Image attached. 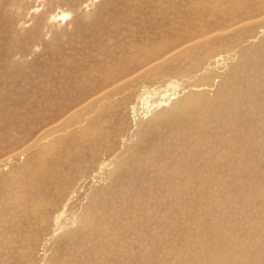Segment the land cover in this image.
<instances>
[{"label": "rangeland", "instance_id": "374dc122", "mask_svg": "<svg viewBox=\"0 0 264 264\" xmlns=\"http://www.w3.org/2000/svg\"><path fill=\"white\" fill-rule=\"evenodd\" d=\"M12 1L0 0V76L3 71L13 75L14 90L22 96L37 98V89L44 87L45 97L53 94L47 102L57 112L34 111L11 130L20 141L0 152V264H264V4L261 11L244 0L245 6L211 16V2H206L201 17L200 8L187 9L196 0ZM195 18L207 21L208 41L172 57L181 48L173 44L177 34L192 33L181 37V44L197 35ZM110 40L112 46L104 49ZM163 41L171 46L158 59L143 55L148 60L135 66L150 46ZM200 45L205 49H197ZM123 64L133 67L116 72ZM154 66L159 67L156 74L150 72ZM113 73L117 85L110 81ZM56 83L70 94L63 102ZM238 101L246 103L239 106ZM49 127L56 132L45 135Z\"/></svg>", "mask_w": 264, "mask_h": 264}, {"label": "bare ground", "instance_id": "6f19581e", "mask_svg": "<svg viewBox=\"0 0 264 264\" xmlns=\"http://www.w3.org/2000/svg\"><path fill=\"white\" fill-rule=\"evenodd\" d=\"M10 1H12V0H10ZM16 1H18V0H16ZM28 1V0H27ZM33 2L35 1V0H32ZM38 1V0H37ZM156 1V0H155ZM158 1V0H157ZM156 1V2H157ZM161 1V0H160ZM187 1V0H186ZM12 2H14V0L12 1ZM29 2H30V0H29ZM36 2V1H35ZM134 2V1H133ZM135 2H136V0H135ZM140 2V1H139ZM206 2H211V3H209L208 4V10L209 9H213V11H212V14H211V16L213 15V16H217V15H219L220 14V12L221 11H226L227 9H235V5H239V6H245L244 4L246 3L244 0L243 1H241V0H234L233 2H232V0H227V2H225V8L223 7V0H196V4L194 3V2H191V5L190 6H187V9L188 8H191V6H196V10H197V8H200V10H197L198 11V16L200 15L201 17H203L202 15H201V13H203L204 15L206 14V12L204 13V10H205V3ZM250 2H252L253 4H255L256 6H257V9H261V7L263 6V4H264V0H250ZM37 3V2H36ZM130 3H131V1H130ZM137 3V2H136ZM136 3L134 4V5H136ZM129 4V3H128ZM169 4V3H168ZM31 5V4H30ZM146 5V4H145ZM150 5V4H149ZM204 5V6H203ZM131 6V5H130ZM151 6V5H150ZM149 6V7H150ZM165 6V5H164ZM179 6V5H178ZM202 6H203V8H202ZM249 6V5H248ZM85 7V6H84ZM135 7V6H134ZM157 7H158V5H157ZM163 7V6H162ZM253 8H254V6H252ZM137 8V7H136ZM185 8H186V5H185ZM36 9V8H35ZM39 9V8H38ZM182 9V8H181ZM223 9V10H222ZM252 8H250V10H251ZM255 9H256V7H255ZM138 10L139 9H137V10H135L136 12H138ZM249 10V9H248ZM253 10V9H252ZM251 10V11H252ZM132 11V10H131ZM210 11V10H209ZM261 11H262V9H261ZM264 11V10H263ZM4 12V11H3ZM134 12V11H133ZM146 12V11H145ZM254 12V11H253ZM252 12V13H253ZM149 13V12H148ZM246 13V12H245ZM255 13V12H254ZM253 13V14H254ZM261 13H263V12H261ZM62 14V13H61ZM12 15V14H11ZM208 15V14H207ZM210 15V14H209ZM208 15V16H209ZM221 15V14H220ZM223 15V14H222ZM249 15V14H248ZM64 16V15H63ZM226 16V15H225ZM253 16V15H252ZM257 16V15H256ZM70 17V16H69ZM51 18V17H50ZM67 18V17H66ZM173 18H175V17H173ZM173 18L172 19H170V23L172 24V22H173ZM221 18V17H220ZM223 18V17H222ZM221 18V19H222ZM248 18V17H247ZM254 18V17H253ZM264 18V17H263ZM209 19V18H208ZM246 19V18H245ZM259 19H261V18H259ZM54 20V19H53ZM58 20V19H57ZM56 20V21H57ZM127 19H124V21H126ZM183 20H184V18H183ZM224 20V19H223ZM227 20V19H226ZM233 20H234V18H233ZM240 20H241V18H240ZM263 20V19H262ZM128 21H129V19H128ZM168 21V20H167ZM186 21V20H185ZM215 21V20H214ZM228 21V20H227ZM231 21V20H230ZM246 21V20H245ZM254 21V20H253ZM255 21H256V19H255ZM6 22H7V20H6ZM15 22V21H14ZM123 22V21H122ZM193 22L195 23V25H197V31H198V33H197V35L195 36V38H193V39H190V40H187V41H184V43H182L181 44V42H182V39H181V37L182 38H190L191 37V35H192V33L191 34H177L176 36H178V39L177 40H173V44L174 45H178V44H180V45H178V46H180L181 48H179L178 50H177V52H175L174 54L172 53L171 55H172V57H175L176 55L175 54H178V53H180L181 51H183L184 49H187V50H189L190 52H191V50L194 48V46L195 45H198V44H200L201 42H205V41H208L207 40V38H209V37H207L208 35V33H209V31H208V26H207V21L203 18V19H198V18H195L194 20H193ZM225 22V21H224ZM233 22V21H232ZM230 23V22H228V23H230L231 25L229 26L230 28L236 23L235 21H234V23ZM242 22V21H241ZM251 22V21H250ZM9 23H11V22H9ZM127 23V22H126ZM126 23H125V26H126ZM128 23H130V22H128ZM210 23V22H209ZM249 23V22H248ZM11 24H13V23H11ZM219 24V23H218ZM242 24V23H241ZM251 24V23H250ZM227 25V24H226ZM242 25H244L245 26V24H242ZM10 26V25H9ZM122 26V25H121ZM124 26V27H125ZM37 27V26H36ZM210 27V26H209ZM228 27V26H227ZM11 28H12V25H11ZM14 28V27H13ZM243 28V27H242ZM258 28V27H257ZM32 29V28H31ZM126 29V28H125ZM172 29H174L173 27H172ZM183 29V28H182ZM212 29V28H211ZM220 29V28H219ZM237 29H238V27H237ZM252 29V28H251ZM8 30V29H7ZM124 30V29H123ZM201 30H202V32H204L203 34H200V32H201ZM229 30V29H228ZM227 30V31H228ZM233 29H231V31H232ZM244 30V29H243ZM27 31V30H26ZM125 31V30H124ZM182 31V30H181ZM234 31V30H233ZM9 32H11V31H9ZM8 32V33H9ZM16 32V31H15ZM14 32V33H15ZM193 32H194V30H193ZM32 33V32H31ZM49 33V32H48ZM77 33V32H76ZM4 34H6L5 32H4ZM12 34V33H11ZM163 34V33H162ZM219 34V33H218ZM233 34V33H232ZM231 34V35H232ZM235 34V33H234ZM134 35V34H133ZM207 35V36H206ZM2 36V35H1ZM10 36V35H9ZM13 36V35H12ZM12 36H10L11 38H12ZM19 37V35H16V37ZM21 36H23V35H21ZM71 36V35H70ZM75 36V35H74ZM129 36V35H128ZM219 36V35H218ZM237 36V35H236ZM6 37V36H5ZM17 37V38H18ZM121 37H122V35H121ZM212 37H214V36H212ZM238 37V36H237ZM243 37H245V36H243ZM3 38V37H2ZM47 38V37H46ZM50 38V37H49ZM57 38V37H56ZM79 38V37H78ZM82 38V37H81ZM127 38H129V37H127ZM228 38V37H227ZM8 39V38H7ZM13 39V38H12ZM16 39V38H15ZM20 39V38H19ZM48 39V38H47ZM214 39V38H213ZM235 39V38H234ZM63 41H64V39H62ZM77 40V39H76ZM129 40V39H128ZM239 40V39H238ZM15 41V40H14ZM14 41H12V42H14ZM24 41V40H23ZM54 41V40H53ZM195 41V42H194ZM212 41H214V40H212ZM243 41V40H242ZM25 42V41H24ZM35 42V41H34ZM42 42H44V41H42ZM67 42V41H66ZM91 42H92V40H91ZM245 42V41H244ZM54 43H55V41H54ZM113 43V42H112ZM191 43H193L192 45H190ZM211 43V42H210ZM212 43H214V42H212ZM3 44H5V43H3ZM18 44V43H17ZM77 44V43H76ZM83 44V43H82ZM206 44V43H205ZM19 45V44H18ZM23 45V44H22ZM25 45V44H24ZM23 45V46H24ZM30 45V44H29ZM50 45V44H49ZM67 45H68V43H67ZM86 45V44H85ZM92 45V44H91ZM90 45V46H91ZM93 45H95V44H93ZM96 45H98V44H96ZM111 45V40L110 41H108V42H106V44H105V46H104V49H107V47L108 48H110L109 46ZM136 45V44H135ZM141 45V44H140ZM154 45V44H153ZM150 46V49L148 50V51H146V53L145 54H142V55H140V57H139V59H138V62H136L135 63V66H136V64L138 65H140V64H142V62H144V61H146V57H144V56H147L148 55V57H153V56H155V59H158L159 57H158V55L160 54V53H163V51L164 50H166V49H168V47H170L171 45L169 44V41L168 42H166V41H163L162 43H159L158 42V46ZM189 45H190V47H189ZM214 45V47H216L217 45L216 44H213ZM216 45V46H215ZM17 46V45H16ZM82 46V45H81ZM112 46V45H111ZM124 46V45H123ZM122 46V47H123ZM203 46H205V45H200V47H198L197 49H205V47H203ZM19 47V46H18ZM79 47V46H78ZM89 47V46H88ZM134 47V46H133ZM209 47H212V46H210L209 45ZM213 47V48H214ZM2 48V47H1ZM30 48V47H29ZM36 48V47H35ZM60 48V47H59ZM63 48H65V47H63ZM72 48V47H71ZM120 48V47H119ZM135 48V47H134ZM133 48V49H134ZM226 48V47H225ZM237 48V47H236ZM7 49H9V48H7ZM15 49V48H14ZM13 49V50H14ZM16 49H17V47H16ZM15 49V50H16ZM21 49V48H20ZM23 49V48H22ZM37 49H38V47H37ZM65 49H67V48H65ZM68 49H69V46H68ZM67 49V50H68ZM75 49V48H74ZM82 49V48H81ZM92 49H94V48H92ZM122 49V48H121ZM131 49H132V47H131ZM132 49V50H133ZM5 50H6V48L4 49V52H5ZM32 50H33V48H32ZM61 50V49H60ZM67 50H65V51H67ZM86 50V49H85ZM84 50V51H85ZM108 50V49H107ZM114 50V49H113ZM122 50H125L126 51V48L124 49H122ZM187 50H185L183 53H180L179 55H182V56H185V54H187L188 52H187ZM207 50V49H206ZM210 50V49H209ZM232 50V49H231ZM3 51V50H2ZM18 51H19V48H18ZM21 51V50H20ZM35 51V50H34ZM38 51V50H37ZM49 51V50H48ZM62 51V50H61ZM71 51V50H70ZM75 51V50H74ZM78 51V50H77ZM170 51V50H169ZM211 51V50H210ZM209 51V52H210ZM217 51V50H216ZM3 52V53H4ZM30 52V51H29ZM41 52V51H40ZM39 52V53H40ZM63 52V51H62ZM72 52H73V50H72ZM81 52V51H80ZM208 52V51H207ZM226 52V51H225ZM7 53V52H6ZM9 53V52H8ZM33 53V52H32ZM35 53H36V51H35ZM67 53V52H66ZM74 53V52H73ZM76 53V52H75ZM86 53V52H85ZM110 53H111V51H110ZM109 53V54H110ZM114 54H115V52H113ZM167 53H169V52H167ZM205 53V52H204ZM211 53V52H210ZM24 54V53H23ZM77 54V53H76ZM83 54V53H82ZM82 54H80V55H82ZM100 54V53H99ZM105 54H106V52H105ZM194 54V53H193ZM209 54V53H208ZM207 54V55H208ZM5 55V54H4ZM18 55V54H17ZM66 55V54H65ZM68 55V54H67ZM66 55V56H67ZM71 55V54H70ZM79 55V54H78ZM87 55V54H86ZM91 55H92V53H91ZM120 55V54H119ZM144 55V56H143ZM203 55V54H202ZM201 55V56H202ZM218 55V54H217ZM3 56V55H2ZM2 56H0V57H2ZM48 56V55H47ZM51 56V55H50ZM69 56V55H68ZM83 56H85L84 54H83ZM103 56V55H102ZM107 56V55H106ZM114 56H116V54L114 55ZM169 56H170V54H169ZM200 56V57H201ZM204 56H206L205 54H204ZM210 55H208V57H209ZM216 56V55H215ZM246 56V55H245ZM6 59H8L7 58V56H4ZM14 57V56H13ZM49 57V56H48ZM53 57V56H52ZM59 57V56H58ZM80 57V56H79ZM78 57V58H79ZM88 57V56H87ZM93 57V56H92ZM104 57V56H103ZM110 57V56H109ZM117 57V56H116ZM120 57V56H119ZM127 57V56H126ZM199 57V58H200ZM264 57V56H263ZM262 57V58H263ZM18 58V57H17ZM16 58V59H17ZM23 58V57H22ZM21 58V59H22ZM43 58V57H42ZM54 59H56L55 57H53ZM69 58V57H68ZM76 58H77V56H76ZM99 58V57H98ZM164 58H166V57H164ZM163 58V59H164ZM198 58V57H197ZM256 58V57H255ZM16 59H14V60H16ZM19 59V58H18ZM24 59V58H23ZM40 59V58H39ZM53 59V60H54ZM64 59V58H63ZM70 59H71V57H70ZM69 59V60H70ZM80 59V58H79ZM92 59V58H91ZM94 59V58H93ZM100 59V58H99ZM116 59H118V58H116ZM116 59H114V60H116ZM130 59H131V56H130ZM206 59V58H205ZM216 59V58H215ZM260 59V58H259ZM9 60V59H8ZM8 60H5V65H7V66H5V67H7L8 68V65H9V61ZM13 60V61H14ZM48 60V59H47ZM78 60V59H77ZM77 60H76V63H77ZM112 60V59H111ZM118 60H120V59H118ZM124 60V59H123ZM132 60V59H131ZM134 60V59H133ZM148 60V59H147ZM199 60H201V58L199 59ZM210 60V59H209ZM12 61V63H17V62H13ZM17 61V60H16ZM18 61H20V60H18ZM56 61V60H55ZM62 61V60H61ZM83 61V60H82ZM99 61V60H98ZM108 61H110V60H108ZM113 61V60H112ZM120 61H122V60H120ZM126 61V60H125ZM190 61H191V59H190ZM202 61V60H201ZM1 64H3V61L1 60ZM21 62V61H20ZM30 62V61H29ZM57 62H58V60H57ZM94 62V61H93ZM111 62V61H110ZM109 62V63H110ZM130 62V61H129ZM156 62H158V60L156 61ZM164 62V61H163ZM192 62V61H191ZM23 63H24V60H23ZM28 63V62H27ZM61 63V62H60ZM66 63V62H65ZM68 65H70L71 63L68 61ZM100 63H101V61H100ZM146 63V62H145ZM144 63V64H145ZM161 63V62H160ZM209 63V62H208ZM1 64H0V66H1ZM11 64V63H10ZM18 64V63H17ZM20 64L21 63H19V66H20ZM26 64V63H25ZM25 64H21L22 66H25ZM29 64V63H28ZM63 64V63H62ZM67 64V63H66ZM65 64V65H66ZM78 64V63H77ZM77 64L75 65V66H77ZM86 64V63H85ZM84 64V65H85ZM94 64V63H93ZM96 64V63H95ZM116 64V63H115ZM127 64V63H126ZM130 64V63H129ZM128 64V65H129ZM133 64V63H132ZM131 64V65H132ZM143 64V65H144ZM193 64H194V62H193ZM197 64H200V63H197ZM216 64V63H215ZM259 64V63H258ZM4 65V64H3ZM3 65H2V68L1 69H3ZM49 65V64H48ZM52 65H54L55 66V64H52ZM67 65V66H68ZM83 65V66H84ZM102 65V70L101 71H104L105 70V68L103 67L104 65L103 64H101ZM100 65V66H101ZM128 65H124L123 64V66H121V68L118 70V71H116V72H118V73H120L121 71H123L124 69H127V67H128ZM131 65H129V67H131ZM146 65V64H145ZM144 65V66H145ZM151 65V64H150ZM154 65H158V64H156V63H154ZM160 65V64H159ZM203 65H205V64H203ZM246 65V64H245ZM12 66V65H11ZM10 66V67H11ZM15 66H17V65H15ZM21 66V67H22ZM57 66V65H56ZM74 66V67H75ZM78 66H80V64L78 65ZM83 66H82V68H83ZM87 66H88V64H87ZM91 66V65H90ZM107 66V65H106ZM111 66V65H110ZM190 66H192V65H190ZM202 66V65H201ZM217 66V65H216ZM264 66V65H263ZM52 67V66H51ZM89 67V66H88ZM96 67V66H95ZM132 67H133V65H132ZM141 67H142V65H141ZM177 67V66H176ZM203 67V66H202ZM242 67V66H241ZM20 68V67H19ZM81 68V67H80ZM112 68V67H111ZM159 67H157V66H154L153 67V69L150 71L149 69V71L150 72H153V71H155V72H153V74H156V72L158 73V69ZM175 68V67H174ZM213 68V67H212ZM18 69V68H17ZM51 70H52V68H50ZM76 69H77V67H76ZM91 69V68H90ZM100 69V68H99ZM142 69V68H141ZM158 69V70H157ZM175 69H177V68H175ZM204 70H205V68H203ZM256 69V68H255ZM260 69V71H261V67L259 68ZM10 70V69H9ZM48 70V69H47ZM54 70V69H53ZM67 70V69H66ZM86 70V69H85ZM112 70V69H111ZM146 70H147V68H146ZM162 70H164V67L162 68ZM247 70V69H246ZM0 71H2V70H0ZM45 71H46V69H45ZM60 71H62L63 72V70L61 69V70H59V73H60ZM80 71V70H79ZM87 71V70H86ZM89 71V70H88ZM93 71H95V70H93ZM113 71V70H112ZM141 71V70H140ZM143 71H144V69H143ZM167 71V70H166ZM259 71V70H258ZM3 72H4V74H3ZM2 73H1V76H0V82L2 81V79H3V85L5 84V86H4V88H2L3 87V85H1L2 87V91L0 90V120H1V122H3V123H0V152L1 151H3L4 149H8V148H12V146H14L15 144H17L19 141H20V139H19V137L18 136H14L13 134L11 135V130H13L14 128H15V126H16V124H21V123H26V121H27V118H29L30 116H32L33 114V112L34 111H36L37 112V110H45L46 112H48V113H56L57 112V110L55 109V110H53V105H51L50 103H48L47 101L49 100L50 101V97H52L53 96V94H52V96H44L43 95V91H44V87H42L41 89H37V91L39 92V93H37V95H38V97L37 98H33L32 97V95H31V97H27V96H22V95H19V94H17V89L16 90H14V83L13 82H11L12 81V79H13V75H9L8 73L9 72H5V71H3ZM11 72V71H10ZM17 72V71H16ZM20 72V71H19ZM35 72V71H34ZM78 72V71H77ZM81 72V71H80ZM83 72V71H82ZM81 72V73H82ZM96 72H98L97 70L95 71V73ZM100 72V71H99ZM125 72V71H124ZM147 72V71H146ZM162 72V71H161ZM242 72V71H241ZM251 72H253V71H251ZM28 73V72H27ZM42 73H44V71H42ZM73 73H75V72H73ZM79 73V72H78ZM93 73V72H92ZM102 73V72H101ZM104 73V72H103ZM111 73V72H110ZM117 73V74H118ZM126 73H127V71H126ZM125 73V74H126ZM136 73V72H135ZM134 73V74H135ZM138 73V72H137ZM136 73V74H137ZM7 74L10 76V77H8L7 76ZM53 74H55V73H53ZM76 74V73H75ZM83 74V73H82ZM97 74V73H96ZM99 74V73H98ZM114 74V73H113ZM112 74V75H113ZM141 73L139 72L138 73V75H140ZM148 74V73H147ZM251 74H253V73H251ZM22 75V74H21ZM84 75V74H83ZM100 75V74H99ZM115 75V74H114ZM127 75H128V73H127ZM159 75H161V73L159 74ZM159 75H157V76H159ZM165 75V74H164ZM255 74H253V76H254ZM263 75H264V73H263ZM30 76V75H29ZM45 76V75H44ZM48 76V75H47ZM75 76V75H74ZM82 76V75H81ZM119 76V75H118ZM235 76V75H234ZM256 76V75H255ZM41 77V76H40ZM49 77V76H48ZM63 77V76H62ZM61 77V78H62ZM111 77V76H110ZM115 77H116V75L114 76V77H111L110 78V81L112 80L113 81V83H116V81L114 82V79H115ZM133 78H134V76H132ZM136 77H137V75H136ZM152 77V76H151ZM162 77H163V75H162ZM169 77V76H168ZM196 77V76H195ZM250 77V76H249ZM38 78V77H37ZM46 78V77H45ZM44 78V79H45ZM87 78H88V76H87ZM96 78V77H95ZM94 78V79H95ZM98 78H99V76H98ZM109 78V77H108ZM116 78H118V77H116ZM142 78V77H141ZM152 78H154V77H152ZM160 77H158V79H159ZM260 78V77H259ZM263 78V77H262ZM42 79H43V75H42ZM50 79H51V77H50ZM69 79V78H68ZM122 79H123V77H122ZM130 79H132L131 77H130ZM139 79H140V77H139ZM145 79V78H144ZM155 79V78H154ZM244 79H246V78H244ZM55 79H53V81H54ZM76 80V79H75ZM74 80V81H75ZM80 80V79H79ZM82 80V79H81ZM86 80H89V79H86ZM85 80V81H86ZM96 80V79H95ZM95 80H94V82H95ZM99 80V79H98ZM97 80V81H98ZM126 81H127V79H125ZM135 80H136V78H135ZM138 80V79H137ZM136 80V81H137ZM250 80V79H249ZM257 80H259V81H262V80H260V79H257ZM44 81V80H43ZM56 81V80H55ZM54 81V82H55ZM59 81V80H58ZM58 81H56V82H58ZM64 81V80H63ZM91 81H93V80H91ZM90 81V82H91ZM96 81V82H97ZM121 81V80H120ZM125 81V82H126ZM135 81V82H136ZM147 81V80H146ZM202 81V80H201ZM245 81V80H244ZM1 82V83H2ZM65 82V81H64ZM83 82V81H82ZM122 82V81H121ZM120 82V83H121ZM124 82V83H125ZM129 82V81H128ZM130 82H131V80H130ZM143 82V81H142ZM150 82V81H149ZM148 82V83H149ZM246 82V81H245ZM18 83V82H17ZM60 83V82H59ZM79 83V82H78ZM91 83H93V82H91ZM90 83V84H91ZM101 83V82H100ZM113 83H110V84H113ZM119 83V82H118ZM124 83H122V84H124ZM141 83V82H140ZM230 83V82H229ZM243 83V82H242ZM57 84V83H56ZM73 84V83H72ZM75 84V83H74ZM80 84V83H79ZM84 84V83H83ZM110 84H106V85H110ZM138 84V83H137ZM250 84V83H249ZM254 84V83H253ZM264 84V83H263ZM47 85H49L48 83H47ZM46 85V86H47ZM57 85H59V84H57ZM63 85V84H62ZM69 85V84H68ZM94 85V84H93ZM98 86H99V84H97ZM113 85H117V83L116 84H113ZM128 85V84H127ZM197 85V84H196ZM230 85H231V83H230ZM16 86V85H15ZM60 86V85H59ZM75 86V85H74ZM78 86H80V85H78ZM77 86V87H78ZM90 86V85H89ZM118 86H119V84H118ZM147 86V85H146ZM145 86V87H146ZM254 86H256L255 84H254ZM264 86V85H263ZM49 87V86H48ZM64 87V86H63ZM62 86H60V94H61V97H62V101L61 102H63V99H66L65 98V96H67V95H70L68 92H65V88H63ZM68 87V86H67ZM72 87V86H71ZM85 87V86H84ZM91 87V86H90ZM177 87V86H176ZM242 87H244L243 85H242ZM253 87V86H252ZM36 88V87H35ZM55 88V87H54ZM57 88H58V86H57ZM81 88H82V85H81ZM86 88V87H85ZM97 88V87H96ZM95 88V89H96ZM123 88H124V86H123ZM131 88H133V87H131ZM141 88H142V86H141ZM140 88V89H141ZM147 88V87H146ZM239 88V87H238ZM69 89H71L72 90V88H70V87H68V90ZM75 89V88H74ZM84 89V88H83ZM83 89H81V90H83ZM98 89V88H97ZM110 89V88H109ZM130 89V88H129ZM135 89V88H134ZM138 89V88H137ZM155 89V88H154ZM219 89V88H218ZM256 89H259V88H256ZM76 90V89H75ZM86 90V89H85ZM94 90V89H93ZM103 90V89H102ZM108 90V89H107ZM111 90H112V88H111ZM110 90V91H111ZM114 90V89H113ZM235 90V89H234ZM247 90V89H246ZM250 90V89H249ZM36 91V90H35ZM35 91H34V93H35ZM47 91V90H46ZM45 91V92H46ZM73 91V90H72ZM90 91V90H89ZM101 91V90H100ZM104 92H105V90H103ZM109 91V90H108ZM108 91H106V92H108ZM119 91V90H118ZM118 91H116V92H118ZM137 91V90H136ZM141 91H142V89H141ZM251 91V90H250ZM254 91H255V89H254ZM257 91V90H256ZM70 92V91H69ZM87 92V91H86ZM92 92V91H91ZM93 92H95V91H93ZM115 92V91H114ZM143 92V91H142ZM47 93V92H46ZM75 93V92H74ZM112 93V92H111ZM122 93H124V92H122ZM130 93V92H129ZM134 93V92H133ZM222 93H223V91H222ZM228 93H230V92H228ZM84 94H86V93H84ZM93 94V93H92ZM96 94H97V91H96ZM106 94V93H105ZM112 94H116V93H112ZM118 94H121V92L120 93H118ZM118 94H117V96H118ZM139 94H140V92H139ZM172 93H170V95H171ZM220 94H221V91H220ZM34 95V94H33ZM87 95V94H86ZM98 95V94H97ZM101 95V94H100ZM122 95V94H121ZM120 95V96H121ZM124 95V94H123ZM173 95V94H172ZM236 95V94H235ZM245 95H246V93H245ZM248 95H249V93H248ZM250 95H252V94H250ZM36 96V95H35ZM77 96V95H76ZM76 96H74V98H77ZM103 96V95H102ZM101 96V97H102ZM110 96L111 95H109L108 97H109V99L111 100V98H110ZM113 96V95H112ZM116 96V97H117ZM131 96V95H130ZM138 96V95H137ZM143 96V95H142ZM141 96V97H142ZM232 96V95H231ZM237 96V95H236ZM60 97V98H61ZM69 97V96H68ZM89 97V96H88ZM94 97V96H93ZM105 97V99H106V95L104 96ZM107 97V98H108ZM115 97V98H116ZM124 97V96H123ZM126 97V96H125ZM129 97V96H128ZM139 97V96H138ZM145 97V96H144ZM144 97H142V99L144 98ZM147 97V96H146ZM173 97V96H172ZM247 97V96H246ZM1 98H2V100H1ZM33 98V99H36V100H31V99ZM59 98V99H60ZM203 98H205V97H203ZM232 98V97H231ZM239 98V97H238ZM256 98V97H255ZM52 99V98H51ZM54 99V98H53ZM52 99V100H53ZM58 99V98H57ZM56 99V100H57ZM58 99V100H59ZM71 99V98H70ZM83 99V98H82ZM104 98H102V100H105ZM117 99V98H116ZM116 99H114V101H116ZM137 99V98H136ZM146 99L147 98H145V101H146ZM205 99H207V98H205ZM216 99V98H215ZM28 100L30 101L29 103H30V107H28L27 108V105H28ZM77 100V99H76ZM80 100V99H79ZM95 100H96V98H95ZM98 100V99H97ZM99 100H101V98L99 99ZM98 100V101H99ZM101 100V101H102ZM124 100V99H123ZM123 100H121V101H123ZM126 100V99H125ZM128 100V99H127ZM163 100V99H162ZM223 100V99H222ZM233 100V99H232ZM60 101V100H59ZM84 101V100H83ZM105 101H107V100H105ZM120 101V102H121ZM168 101V100H167ZM170 101H172V100H170ZM58 102V101H57ZM72 102V101H71ZM93 102V101H92ZM95 102V101H94ZM125 102V101H124ZM148 102H150L149 101V99H148V101L147 102H145L146 104H149ZM158 102H160V100L158 101ZM164 102V101H163ZM223 102H224V100H223ZM239 102V101H238ZM248 102V101H247ZM65 103V102H64ZM90 103V102H89ZM104 103V102H103ZM102 103V104H103ZM144 103V104H145ZM167 103V102H166ZM246 103V102H245ZM245 103H242V104H240V102L239 103H237L236 102V104H239V106H242L243 104H245ZM52 104H54V103H52ZM60 104V103H59ZM58 104V105H59ZM72 104V103H71ZM77 104V103H76ZM75 104V105H76ZM88 104V103H87ZM98 104V103H97ZM128 104V103H127ZM146 104H145V106H146ZM157 104V103H156ZM173 104V103H172ZM177 104V103H176ZM233 104V103H232ZM235 104V106H237ZM247 104H249V102L247 103ZM263 104V103H262ZM67 106H68V104H66ZM91 105V104H90ZM105 105V104H104ZM152 105V104H151ZM158 105V104H157ZM157 105H155L156 107H157ZM160 105V104H159ZM250 105V104H249ZM248 105V106H249ZM65 106V105H64ZM67 106H65V108H67ZM99 106V105H98ZM101 106V105H100ZM99 106V107H100ZM107 106H109V105H107ZM112 106V105H111ZM118 106V105H117ZM121 106V105H120ZM161 106V105H160ZM163 106V105H162ZM219 106V105H218ZM251 107H252V105H250ZM258 106V105H257ZM43 107V109H41ZM56 107V106H55ZM85 107L86 106H84V110H85ZM95 107V106H94ZM94 107H92V108H94ZM244 107V106H243ZM250 107V108H251ZM56 108H58V106L56 107ZM74 108V107H73ZM89 108V107H88ZM91 108V109H92ZM101 108V107H100ZM99 108V109H100ZM123 108V107H122ZM148 107H146L145 109H147ZM155 108V107H154ZM201 108V107H200ZM237 108V107H236ZM246 108V111H247V107H244V109ZM258 108V107H257ZM19 109H21V110H23V112L22 113H20L21 112V110H19ZM59 109V108H58ZM63 109V108H62ZM68 109H69V107H68ZM70 109H72V108H70ZM81 109V108H80ZM87 109V108H86ZM99 109H97V110H99ZM101 109H103V108H101ZM156 109V108H155ZM232 109V108H231ZM238 109V108H237ZM252 109H254V108H252ZM256 109V108H255ZM254 109V110H255ZM89 110V109H88ZM94 111H95V109H93ZM196 110V109H195ZM81 111V110H80ZM83 111V110H82ZM81 111V112H82ZM90 111V110H89ZM102 111V110H101ZM100 111V112H101ZM151 110H148L147 112L149 113ZM59 112V111H58ZM61 112V111H60ZM67 112V111H66ZM88 112V111H87ZM86 112V113H87ZM96 112V111H95ZM103 112V111H102ZM248 112H250V109H249V111ZM254 112V111H253ZM255 112H258V113H260L259 112V110L257 111V110H255ZM254 112V113H255ZM264 112V111H263ZM42 112H40V114H41ZM48 113H45L44 112V114H48ZM71 113V112H70ZM77 114H79L78 112H76ZM90 113H92L93 114V111H91ZM163 113V112H162ZM232 113V112H231ZM234 113V112H233ZM262 113V112H261ZM260 113V115H262ZM32 114V115H31ZM35 114H38V113H35ZM61 114H63V113H61ZM72 114H75L74 112L72 113ZM96 114H97V112H96ZM95 114V115H96ZM241 114V113H240ZM256 114V113H255ZM264 114V113H263ZM55 115V114H54ZM53 115V116H54ZM64 115V114H63ZM85 115V114H84ZM83 115V116H84ZM225 115V114H224ZM227 115V114H226ZM258 115V114H257ZM256 115V116H257ZM79 116H80V114H79ZM86 116V115H85ZM93 116V115H92ZM240 116V115H239ZM264 116V115H263ZM37 117V116H36ZM45 116H43L42 118H44ZM54 117H56V116H54ZM58 117V116H57ZM56 117V118H57ZM65 117V116H64ZM82 117V116H81ZM87 117V119H88V116H86ZM91 117V116H90ZM234 117V116H233ZM252 117H254V116H252ZM262 116H258V118H259V120H260V118H261ZM229 118V117H228ZM241 118V117H240ZM35 119V118H34ZM50 119V118H49ZM48 119V120H49ZM52 119V118H51ZM58 119V118H57ZM62 119V118H61ZM87 119H85V120H87ZM230 119V118H229ZM250 119V118H249ZM262 119V118H261ZM37 120V119H36ZM47 120V121H48ZM66 120V119H65ZM68 120H69V118H68ZM71 121H72V118L70 119ZM204 120V119H203ZM222 120V119H221ZM256 120V119H255ZM258 120V119H257ZM80 121V120H79ZM88 121V120H87ZM93 121H95V120H93ZM97 121V120H96ZM199 121V120H198ZM209 121V120H208ZM225 121V120H224ZM231 121V120H230ZM44 122V121H43ZM43 122H40V123H43ZM53 122V121H52ZM63 122V121H62ZM101 122V121H100ZM220 122V121H219ZM261 122V121H260ZM259 122V123H260ZM73 122H71V124H72ZM82 123H84V122H82ZM85 123H87V122H85ZM125 123V122H124ZM207 123H209V122H207ZM206 123V124H207ZM224 123V122H223ZM29 125H30V123H28ZM88 124V123H87ZM225 124V123H224ZM256 124V123H255ZM255 124H253L254 125V127H255ZM262 124H263V121H262ZM29 125H25V126H29ZM66 125H67V122H66ZM85 125V124H84ZM260 125H261V123H260ZM24 126V127H25ZM69 126L70 125H68V128H69ZM74 126V125H73ZM261 126H263V125H261ZM17 127V126H16ZM85 127V126H84ZM196 127V126H195ZM50 128V127H49ZM67 128V129H68ZM80 128V127H79ZM78 128V129H79ZM82 128V127H81ZM88 128V127H87ZM92 128V127H91ZM204 128V127H203ZM18 129V128H17ZM46 129V128H45ZM51 129V128H50ZM86 129V128H85ZM95 129V128H94ZM201 129V128H200ZM233 129V128H232ZM22 130V129H21ZM28 130V129H27ZM26 130V131H27ZM62 130V129H61ZM90 130V128L87 130V131H89ZM123 130V129H122ZM262 130V129H261ZM26 131H24V132H26ZM42 131V130H41ZM67 131V130H66ZM81 133H82V131L81 130H79ZM78 131V132H79ZM86 131V132H87ZM96 131V130H95ZM189 131V130H188ZM211 131V130H210ZM251 131V130H250ZM263 131V130H262ZM23 132V131H22ZM28 132V131H27ZM54 132H56L55 130H48L47 131V133L45 134V135H48V134H50V133H54ZM18 133H19V131H18ZM98 133V132H97ZM197 133V132H196ZM20 134V133H19ZM28 134V133H27ZM80 134V133H79ZM89 134V133H88ZM215 134V133H214ZM81 135V134H80ZM84 135H86V134H84ZM89 135H91V134H89ZM89 135H87V136H89ZM92 135H94V134H92ZM96 135V134H95ZM58 136V135H57ZM252 136V135H251ZM258 136V135H257ZM53 137V136H52ZM52 139V138H51ZM259 139V138H258ZM49 140V139H48ZM242 140V139H241ZM42 141H44V140H42ZM41 141V142H42ZM54 142H56V141H54ZM40 144V143H39ZM55 144H57V143H55ZM82 144V143H81ZM79 145V144H78ZM203 145V144H202ZM100 146V145H99ZM102 146V145H101ZM204 146V145H203ZM230 146H232V145H230ZM36 147H37V145H36ZM55 147V146H54ZM83 147V146H82ZM52 148H53V146H52ZM205 149V148H204ZM221 149V148H220ZM27 150V149H26ZM65 150V149H64ZM97 150V149H96ZM66 151H67V149H66ZM75 151H77V150H75ZM236 151V150H235ZM78 152V151H77ZM97 152V151H96ZM224 152V151H223ZM21 153V152H20ZM198 153V152H197ZM203 153V152H202ZM10 155H11V153H9ZM64 154V153H63ZM80 154V153H79ZM199 154V153H198ZM204 154V153H203ZM212 154V153H211ZM51 155V154H50ZM218 155V154H217ZM145 159H146V157H145ZM144 160V159H143ZM131 161H133V159L131 160ZM139 161V160H138ZM145 161V160H144ZM150 162V161H149ZM140 163V162H139ZM149 164V163H148ZM50 165V164H49ZM48 165V166H49ZM150 165V164H149ZM148 165V166H149ZM152 165V164H151ZM56 166H58V165H56ZM151 167V166H150ZM152 167H153V165H152ZM212 167V166H211ZM154 168V167H153ZM103 169V168H102ZM149 169V168H148ZM50 170V169H49ZM106 170V169H105ZM235 171V170H234ZM168 172V171H167ZM202 173H203V171H201ZM53 173H54V170H53ZM137 173V172H136ZM147 173V172H146ZM159 173H160V171H159ZM161 174V173H160ZM144 175H145V173H144ZM166 175V174H165ZM174 175V174H173ZM148 176V175H147ZM152 176V175H151ZM156 176H157V174H156ZM163 176V175H162ZM168 176V175H167ZM201 176V175H200ZM149 177V176H148ZM176 177V176H175ZM181 177V176H180ZM145 178H147L146 176L144 177V179ZM151 178V177H150ZM205 178V177H204ZM143 179V178H142ZM182 179V178H181ZM180 179V180H181ZM203 179V178H202ZM165 180V179H164ZM179 180V179H178ZM205 180V179H204ZM207 180V179H206ZM149 181H151V179L149 180ZM165 181H167V180H165ZM168 181H169V179H168ZM182 181V180H181ZM154 182V181H153ZM178 182H180V181H178ZM166 183V182H165ZM176 183V182H175ZM174 183V184H175ZM188 182H186L185 184H187ZM134 184H136V182L134 183ZM141 184H142V182H141ZM163 184V183H162ZM179 184V183H178ZM185 184H183V186L185 185ZM132 185V184H131ZM164 185V184H163ZM167 185V184H166ZM165 185V186H166ZM152 186V185H151ZM132 187V186H131ZM117 188V187H116ZM122 188H124V187H122ZM118 189V188H117ZM147 189V188H146ZM149 189V188H148ZM158 189V188H157ZM160 189V188H159ZM182 189V188H181ZM181 189H179L178 190V192H176V194L177 193H179L180 191H181ZM142 190H145V189H142ZM172 189L170 188V192H172L171 191ZM118 191V190H117ZM125 191V190H124ZM148 192V191H147ZM169 192V193H170ZM144 193V192H143ZM149 193V192H148ZM147 193V194H148ZM182 193H184V190L182 191ZM181 193V194H182ZM118 194H120V192L118 191ZM139 194V193H138ZM150 194V193H149ZM173 194V193H172ZM180 194V195H181ZM143 195V194H142ZM116 196H118V195H116ZM120 196V195H119ZM128 196V195H127ZM129 196H131V195H129ZM144 196H145V193H144ZM183 196V195H182ZM136 197V196H135ZM141 197V196H140ZM116 198V197H115ZM126 198V197H125ZM137 198V197H136ZM117 199V198H116ZM142 199H143V201H144V198L142 197ZM125 200V199H124ZM115 201V200H114ZM139 201V200H138ZM140 202V201H139ZM118 206V205H117ZM136 207V206H135ZM169 207H171V206H169ZM134 208V207H133ZM156 208V207H155ZM139 209V208H138ZM149 209V208H148ZM160 209V208H159ZM147 210V209H146ZM138 211V210H137ZM151 212H153L152 210H151ZM159 212H160V210H159ZM171 212V211H170ZM172 213V212H171ZM123 214V213H122ZM150 214V213H149ZM148 214V215H149ZM155 214V213H154ZM160 214V213H159ZM137 215V214H136ZM143 215H145V212H144V214ZM153 215V214H152ZM120 216V215H119ZM117 217V216H116ZM141 217V216H140ZM143 217H145V216H143ZM150 217V216H149ZM148 217V218H149ZM181 217V216H180ZM118 218V217H117ZM120 218V217H119ZM127 218V217H126ZM142 219V218H141ZM152 219V218H151ZM147 220V219H146ZM146 220H144V221H146ZM127 221V220H126ZM140 221V220H139ZM143 221V220H142ZM176 221V220H175ZM70 222V221H69ZM128 222H129V220H128ZM71 223V222H70ZM125 223V222H124ZM130 223H133V222H131L130 221ZM146 223V222H145ZM184 223V222H183ZM126 224V223H125ZM174 224V223H173ZM180 224V223H179ZM112 225V224H111ZM152 226V225H151ZM162 226V225H161ZM63 227V226H62ZM112 227V226H111ZM110 227V228H111ZM114 227H116V226H114ZM184 227V226H183ZM217 227V226H216ZM59 228V227H58ZM126 228H128V226L126 227ZM140 228H142V227H140ZM146 228V227H145ZM60 229H61V227H60ZM136 229H138V228H136ZM165 229V228H164ZM221 229V228H220ZM133 230V229H132ZM143 230V229H142ZM147 230V229H146ZM152 230V229H151ZM150 230V231H151ZM166 230V229H165ZM171 230V229H170ZM183 230V229H182ZM115 231V230H114ZM128 231V230H127ZM134 231V230H133ZM137 231H139V230H137ZM201 231V230H200ZM57 232V231H56ZM142 232V231H141ZM156 232V231H155ZM115 233V232H114ZM126 233V232H125ZM140 233V232H139ZM165 233V232H164ZM168 233V232H167ZM138 234V233H137ZM141 234V233H140ZM216 234V233H215ZM168 235V234H167ZM204 235V234H203ZM251 235V234H250ZM142 236V235H141ZM263 236V235H262ZM165 237V236H164ZM209 236H207V238H208ZM223 237V236H222ZM258 237V236H257ZM122 238L124 239V241L126 240L125 239V237L124 236H122ZM226 238V237H225ZM256 238V237H255ZM170 239H172V237L170 236ZM260 239L261 240H263L262 239V237H260ZM128 240V239H127ZM137 240V239H136ZM166 240V239H165ZM226 240V239H225ZM258 240V239H257ZM133 241H134V239H133ZM158 241V240H157ZM198 241V240H197ZM219 241V240H218ZM88 242V241H87ZM101 242V241H100ZM128 242V241H127ZM126 242V243H127ZM130 242V241H129ZM144 242H145V240H144ZM165 242V241H164ZM201 242V241H200ZM256 242H260V241H256ZM263 242V241H262ZM83 243V242H82ZM109 243V242H108ZM131 243V242H130ZM135 243V242H134ZM146 243V242H145ZM261 243V242H260ZM84 244H85V241H84ZM106 244V243H105ZM147 244V243H146ZM145 244V245H146ZM154 244H156V243H154ZM247 244H249V242L247 243ZM173 245V244H172ZM218 245V244H217ZM223 245V244H222ZM107 246V245H106ZM258 246V245H257ZM108 247V246H107ZM130 247V246H129ZM141 247H142V245H141ZM146 247V246H145ZM152 247V246H151ZM218 247V246H217ZM220 247V246H219ZM222 247V246H221ZM232 247V246H231ZM246 247L248 248V246L246 245ZM259 247V246H258ZM2 248V247H1ZM232 248H234V247H232ZM260 248V247H259ZM149 249V248H148ZM155 249V248H154ZM162 249V248H161ZM160 249V250H161ZM100 250H103V249H100ZM104 250H106V248H105V246H104ZM103 250V251H104ZM130 250V249H129ZM133 250V249H132ZM132 250H130L131 252H132ZM196 250V249H195ZM207 250H208V248H207ZM213 250V249H212ZM260 250V249H259ZM262 250V249H261ZM127 251H128V249H127ZM227 251H228V249H227ZM226 251V252H227ZM130 252V253H131ZM160 252V251H159ZM259 252V251H258ZM257 251H256V253H258ZM261 252V251H260ZM161 253H162V251H161ZM213 253H214V251H213ZM224 253V252H223ZM262 253V252H261ZM128 254V253H127ZM157 254V253H156ZM182 254V253H181ZM218 254V253H217ZM129 255V254H128ZM219 255V254H218ZM255 255V254H254ZM1 256V255H0ZM120 256V255H119ZM153 256V255H152ZM151 256V257H152ZM156 256V255H155ZM154 256V257H155ZM158 256V255H157ZM255 256H257V255H255ZM260 256V255H259ZM131 257V256H130ZM194 257V256H193ZM219 257V256H218ZM235 257V256H234ZM132 258V257H131ZM163 258V257H162ZM189 258H191L190 256H189ZM196 258V257H195ZM217 258V257H216ZM223 258L225 259V257H224V255H223ZM241 258V257H240ZM205 259V258H204ZM237 259V258H236ZM241 259H243V258H241ZM261 259V258H260ZM263 260H264V257L262 258ZM110 260H111V258H110ZM119 261H120V259H118ZM192 260V259H191ZM190 260V261H191ZM217 260V259H216ZM221 261H222V258L220 259ZM230 260V259H229ZM234 260V259H233ZM183 261V260H182ZM189 261V262H190ZM203 262H204V260H202ZM231 261V260H230ZM0 262H1V260H0ZM111 262V261H110ZM114 262H115V264L117 263L115 260H114ZM148 262V261H147ZM206 262V261H205ZM226 262V261H225ZM151 263V262H150ZM190 263H192V262H190ZM231 263V262H230ZM229 263V264H230ZM32 264V263H31ZM113 264V263H112ZM117 264H120L119 262L117 263ZM156 264V263H155ZM213 264V263H212ZM260 264V263H259ZM261 264H263V263H261Z\"/></svg>", "mask_w": 264, "mask_h": 264}]
</instances>
